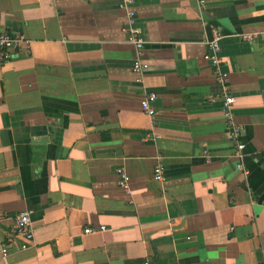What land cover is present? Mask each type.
<instances>
[{
  "label": "crops",
  "instance_id": "1",
  "mask_svg": "<svg viewBox=\"0 0 264 264\" xmlns=\"http://www.w3.org/2000/svg\"><path fill=\"white\" fill-rule=\"evenodd\" d=\"M123 1L0 0L30 41L0 66V264H264V0H133L140 74ZM214 29L226 85L204 57Z\"/></svg>",
  "mask_w": 264,
  "mask_h": 264
},
{
  "label": "built area",
  "instance_id": "2",
  "mask_svg": "<svg viewBox=\"0 0 264 264\" xmlns=\"http://www.w3.org/2000/svg\"><path fill=\"white\" fill-rule=\"evenodd\" d=\"M205 0H200V7L203 8ZM133 3V0H124L122 6L128 9L129 25H130V41L135 45L138 56L134 60L133 70L136 73H143L148 67V63L142 61L141 51L145 46V39L143 38L140 30L136 28L137 14L136 11L130 7ZM222 35L214 29L213 39L208 41L209 50L205 54V59L209 61L213 68L214 74L218 82L222 85H226L229 76L227 72L221 70V43ZM29 39L20 33L10 32L8 30L2 29V20L0 18V66L6 61L11 60L12 58L19 56V50L21 48H29ZM157 95L154 92L148 93L145 98L141 101L142 109L150 116L154 117L156 115V109L153 106V102L156 100ZM235 104L234 96L226 91L223 95V101L221 106V111L224 116L227 118L228 122L231 123L233 130L228 134L230 139H235L236 136L240 133V126L233 121V107ZM148 136L145 137L147 139ZM246 145L240 143L237 146L236 155L240 158L243 157V150ZM239 168H243V164H238ZM118 175L119 185L129 191L130 190V176L128 172L119 167L116 170ZM154 178L158 181H163L165 179V164L161 156H158L157 164L154 167ZM15 230L18 235L23 237L24 241L21 244L22 249L28 248L34 239V232L32 228V220L30 211H22L17 214L15 219ZM103 229V227H101ZM93 231L92 228H86L85 232ZM14 242L12 236L8 237L6 241L0 243V250L4 257H7L10 253V246Z\"/></svg>",
  "mask_w": 264,
  "mask_h": 264
}]
</instances>
